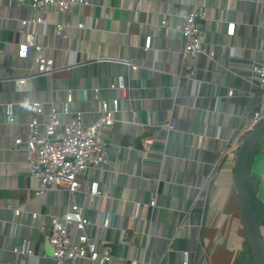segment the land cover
<instances>
[{
	"label": "crops",
	"instance_id": "0c3cea01",
	"mask_svg": "<svg viewBox=\"0 0 264 264\" xmlns=\"http://www.w3.org/2000/svg\"><path fill=\"white\" fill-rule=\"evenodd\" d=\"M195 7L205 11L199 22L207 53L192 58L184 55L179 27ZM40 15L47 23L33 21ZM21 18L29 19L26 31L55 66L51 75L25 84L17 78L27 75L33 60L21 53ZM56 23L67 24L65 35L55 34ZM147 35L153 37L148 49ZM260 61L264 0H87L67 12L0 0V264H57L48 221L71 203L64 187L38 193L41 183L29 172L30 101L71 97V113L62 119L82 111L85 122L93 123L100 116L98 99L120 95L112 87L119 75L127 88L112 125L103 130L110 163L80 174L77 201L86 214L94 222L110 216L108 227L94 223L89 233L101 246L110 243L114 264H251L234 182L238 151L222 153L251 115L264 109V92L249 67ZM5 103H13V122ZM250 172L264 237V139L253 151ZM92 180L109 195L90 203L85 190ZM154 197L155 209L149 204ZM25 240L33 255L13 250Z\"/></svg>",
	"mask_w": 264,
	"mask_h": 264
},
{
	"label": "built area",
	"instance_id": "2783aa9c",
	"mask_svg": "<svg viewBox=\"0 0 264 264\" xmlns=\"http://www.w3.org/2000/svg\"><path fill=\"white\" fill-rule=\"evenodd\" d=\"M9 4L17 5L30 4L35 9H54L60 12H67L71 6L86 3L87 0H7ZM205 17V11H198L197 7L187 13L182 25L179 27L182 31L185 47V57L196 58L203 53H207L204 45V29L199 18ZM28 18H21L18 31L21 35V53L32 57V64L28 69L27 75L17 78L19 83H27L28 80L39 75H51L54 71V59L49 55L44 45L35 41L34 33L26 31L25 26ZM33 21L47 23L44 16H36ZM166 25L167 20H162ZM79 27L84 24L80 23ZM67 24L56 23L55 34L65 35ZM228 33H235V22L228 23ZM152 35H147L144 46L148 49L152 47ZM213 57L212 55H210ZM137 68V65H133ZM253 77L257 79L259 88L264 92V61L253 62L249 65ZM120 91V95L107 100L99 98L100 116L93 123H86L82 111L76 112L69 120H63V114L71 113L69 97L67 100H49L34 99L30 101L33 117L28 121L27 143V165L32 176L36 177L41 185L38 193H44L52 189L64 187L68 191L71 203L66 211L61 214L53 215L49 218V240L54 247V259L57 264H66L68 260L76 261L88 259L93 264H114L117 256L111 249L110 243L101 246L97 239L88 231V227L94 223H101L103 226L110 225L109 214L100 222L96 219L94 222L86 214V207L77 201V196L82 190L80 174L86 172L92 167H105L109 165V147L106 142L103 130L112 125L114 113L121 108L122 93L126 91V82L123 75H119L116 82L112 85ZM96 91L99 87L95 88ZM228 94H234V89L229 88ZM50 104V109L46 112L45 104ZM205 106V103L204 105ZM6 112L13 122V103H5ZM46 119L42 121L40 116L45 115ZM264 120V109L255 111L249 120L234 134L222 153V157L237 152L246 135ZM173 117L167 122V126L172 127ZM23 140L16 138L19 144ZM153 142L151 136L145 139V147L148 150ZM86 197L90 203H93L97 197L106 196L109 193L102 188L98 180H92L85 190ZM149 204L154 207L157 205L155 197ZM141 203H136L135 216L139 215ZM16 214H20L21 207H15ZM35 216L37 212L33 213ZM13 250L16 253L33 255L34 251L25 240L21 245H16ZM23 260H21L22 262ZM188 261L185 253V262ZM136 262V261H134Z\"/></svg>",
	"mask_w": 264,
	"mask_h": 264
},
{
	"label": "water",
	"instance_id": "95a60500",
	"mask_svg": "<svg viewBox=\"0 0 264 264\" xmlns=\"http://www.w3.org/2000/svg\"><path fill=\"white\" fill-rule=\"evenodd\" d=\"M264 139V120L244 138L235 160L234 182L238 204L254 264H264V237L248 188V166L255 147Z\"/></svg>",
	"mask_w": 264,
	"mask_h": 264
},
{
	"label": "trees",
	"instance_id": "16d2710c",
	"mask_svg": "<svg viewBox=\"0 0 264 264\" xmlns=\"http://www.w3.org/2000/svg\"><path fill=\"white\" fill-rule=\"evenodd\" d=\"M250 162H251V160H250ZM247 180H248V188H249V192H250V197H251V200H252V203H253V183H252V180H251L250 164L248 166V176H247ZM253 207L255 209L254 203H253ZM251 257H253V256H251ZM251 264H254L253 258H251Z\"/></svg>",
	"mask_w": 264,
	"mask_h": 264
},
{
	"label": "bare ground",
	"instance_id": "6f19581e",
	"mask_svg": "<svg viewBox=\"0 0 264 264\" xmlns=\"http://www.w3.org/2000/svg\"><path fill=\"white\" fill-rule=\"evenodd\" d=\"M247 135H248V134H247ZM247 135H246V136H247Z\"/></svg>",
	"mask_w": 264,
	"mask_h": 264
}]
</instances>
